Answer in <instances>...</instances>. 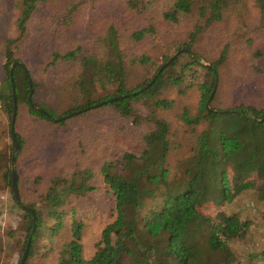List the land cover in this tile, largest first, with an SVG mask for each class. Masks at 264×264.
<instances>
[{"label":"trees","instance_id":"1","mask_svg":"<svg viewBox=\"0 0 264 264\" xmlns=\"http://www.w3.org/2000/svg\"><path fill=\"white\" fill-rule=\"evenodd\" d=\"M15 26L0 40V192L18 211L0 220L2 264L29 238L24 264H264V0H21ZM232 58L243 75L218 107Z\"/></svg>","mask_w":264,"mask_h":264},{"label":"rangeland","instance_id":"2","mask_svg":"<svg viewBox=\"0 0 264 264\" xmlns=\"http://www.w3.org/2000/svg\"><path fill=\"white\" fill-rule=\"evenodd\" d=\"M21 0H0V40H4L7 38H12L17 35V28L15 26L16 24V18L18 13V7L20 6ZM191 29V25L188 22L180 23L173 26L174 34L177 36H184L189 30ZM209 43L204 42L203 37L199 39V49L200 52H208L209 50ZM241 46L240 44H238ZM240 54V53H239ZM204 62V61H203ZM238 62H240L239 59L232 58L231 61L220 70L219 75V97L218 101H216L214 104L216 106H225L227 105L228 101L230 100L231 96L234 95V92L238 88V80L241 81V79L238 77L240 74L243 75L242 70H239L237 67ZM207 64L206 62H204ZM45 78V74L37 75L35 76V80L39 83L38 87L36 88V92L42 101H46V104H48L51 101L50 95L44 90L43 81ZM106 86V85H105ZM103 87H99V91L95 93L94 95H105V91H103ZM103 93V94H102ZM100 95V96H101ZM186 98V101L191 103L192 105L195 104V97H194V91L189 92ZM4 117V116H3ZM5 119V117H4ZM7 139V138H6ZM183 143V139H181ZM181 156L177 152L174 153V155L171 156V160H175V158H178ZM15 166V164H14ZM11 167V166H10ZM14 168V167H13ZM6 169V168H4ZM11 169V168H10ZM252 176L246 179L244 178L242 181L236 179L234 176L230 177V185L231 188L236 189L239 186L242 185V182H245L247 180H251ZM16 183H17V176H16ZM18 189V185H17ZM18 189V194H19ZM251 190H246L245 193L241 194L239 196V202H249L251 201ZM99 203L101 204L102 201L100 198H98ZM0 209H1V226L3 229H6V227L11 224L15 223L18 219L17 216V209L15 207V202L13 200L12 194L10 189L7 187L4 189V191L0 192ZM211 210V209H210ZM100 217H96V219L91 220L90 228H89V235L87 236L86 241L89 243L92 242V238L98 232V226L99 223L102 221ZM17 262V256L14 257L11 264H15ZM0 264H2V261H0Z\"/></svg>","mask_w":264,"mask_h":264},{"label":"water","instance_id":"3","mask_svg":"<svg viewBox=\"0 0 264 264\" xmlns=\"http://www.w3.org/2000/svg\"><path fill=\"white\" fill-rule=\"evenodd\" d=\"M168 61H166L162 66H161V69L162 67H164L166 64H167ZM14 66V63L11 65V67ZM31 85V84H30ZM32 92V86L30 87V94ZM13 113H12V116H11V135H12V138H13V142H14V145L15 147L17 148V141H16V138H15V135H14V129H13V125H14V120H15V115H16V111H17V103H16V96H15V93L13 92ZM103 102H106L105 100L102 101L101 103ZM33 106H35V104L32 103ZM96 104H93V106H95ZM39 111L43 112V113H46V111L44 109H42L41 107H37ZM88 108V107H87ZM85 109V108H84ZM73 113L69 114L68 116L72 115ZM62 119V118H61ZM14 156L12 157V161H11V170H12V176H11V188H12V192L14 194V197L16 198L17 201H19V197H18V189H17V183H16V172L14 170ZM23 208H25V206H23ZM33 213V211H31ZM35 227H36V216L35 214L33 213V224H32V232L35 230ZM29 244H30V238L28 239L27 243H26V246H25V249L22 253V256L20 258V261H19V264H24V261L26 259V256H27V253H28V248H29Z\"/></svg>","mask_w":264,"mask_h":264}]
</instances>
